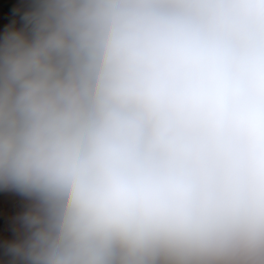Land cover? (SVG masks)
<instances>
[{
  "label": "clouds",
  "instance_id": "1",
  "mask_svg": "<svg viewBox=\"0 0 264 264\" xmlns=\"http://www.w3.org/2000/svg\"><path fill=\"white\" fill-rule=\"evenodd\" d=\"M0 264H264V0H0Z\"/></svg>",
  "mask_w": 264,
  "mask_h": 264
}]
</instances>
